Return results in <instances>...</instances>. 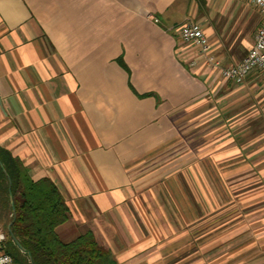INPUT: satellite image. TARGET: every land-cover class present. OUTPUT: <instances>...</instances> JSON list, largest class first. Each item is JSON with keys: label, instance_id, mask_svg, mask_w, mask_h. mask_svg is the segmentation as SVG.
<instances>
[{"label": "crops", "instance_id": "1", "mask_svg": "<svg viewBox=\"0 0 264 264\" xmlns=\"http://www.w3.org/2000/svg\"><path fill=\"white\" fill-rule=\"evenodd\" d=\"M263 23L246 0H0V148L56 186L61 242L92 231L115 264H264V80L209 61L239 62ZM219 214L223 235L202 230Z\"/></svg>", "mask_w": 264, "mask_h": 264}, {"label": "trees", "instance_id": "2", "mask_svg": "<svg viewBox=\"0 0 264 264\" xmlns=\"http://www.w3.org/2000/svg\"><path fill=\"white\" fill-rule=\"evenodd\" d=\"M10 232L29 252L33 264H115L110 251L101 245L92 231L80 234L68 243L59 240L56 228L68 219L67 206L56 186L48 179L33 181L27 169L9 152L0 148V222L6 240L3 251L12 264H30L26 254L14 245Z\"/></svg>", "mask_w": 264, "mask_h": 264}, {"label": "built area", "instance_id": "3", "mask_svg": "<svg viewBox=\"0 0 264 264\" xmlns=\"http://www.w3.org/2000/svg\"><path fill=\"white\" fill-rule=\"evenodd\" d=\"M256 8L264 20V0H246ZM179 38L182 44L191 45L202 56L209 52V42L202 28L196 23L183 24L179 29ZM211 71L217 73L223 79L242 81L244 77L254 71L264 80V23L257 28L254 42L245 56L237 63L224 66L209 58ZM6 240L5 232L0 228V264H11V257L3 251V243Z\"/></svg>", "mask_w": 264, "mask_h": 264}, {"label": "rangeland", "instance_id": "4", "mask_svg": "<svg viewBox=\"0 0 264 264\" xmlns=\"http://www.w3.org/2000/svg\"><path fill=\"white\" fill-rule=\"evenodd\" d=\"M223 215V214H222ZM221 214H219L218 216H217V219H216V221L215 220H208V222L209 223H204L203 222V225H202V230H206V231H209V224L211 223L212 225V230L214 231V230H217V233H218V235H221L222 234V232H225L224 231V228H221L220 227V225L222 224V223H224V217L222 216ZM232 216H237V215H239V213H237V212H235V213H233V214H231ZM7 219H8V217H7ZM7 219H3L2 220V222H0V228L4 231V229H3V224L4 223H6V220ZM205 222H207V221H205ZM207 224L209 225V226H207ZM217 226V229L215 228ZM229 230H231V229H229ZM240 230V228H237V227H234L233 228V233L234 234H236L238 231ZM5 232V231H4ZM223 235V234H222ZM204 246V245H203ZM219 247L221 246L220 244L218 245ZM234 246H236V245H234Z\"/></svg>", "mask_w": 264, "mask_h": 264}, {"label": "water", "instance_id": "5", "mask_svg": "<svg viewBox=\"0 0 264 264\" xmlns=\"http://www.w3.org/2000/svg\"><path fill=\"white\" fill-rule=\"evenodd\" d=\"M9 199H10V206H11L12 213H13V214H12V215H13V217H12V221H11V222L8 224V226H7V231L9 232V237H10L11 241L14 243V245L18 248V250H19L21 253L27 255L30 264H33L29 252H28L27 250H25V249H24V248L18 243V241L16 240V238H15V237L13 236V234L10 232V226H11V223L13 222V220H14V217H15V214H14V213H15V212H14V208H13L12 197L9 196Z\"/></svg>", "mask_w": 264, "mask_h": 264}]
</instances>
